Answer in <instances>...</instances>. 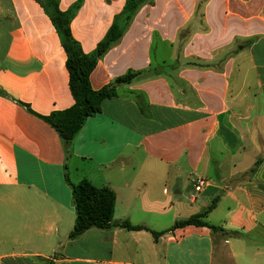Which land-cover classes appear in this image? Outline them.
Listing matches in <instances>:
<instances>
[{"label": "crops", "instance_id": "0c3cea01", "mask_svg": "<svg viewBox=\"0 0 264 264\" xmlns=\"http://www.w3.org/2000/svg\"><path fill=\"white\" fill-rule=\"evenodd\" d=\"M126 1L58 0L79 3L70 29L86 54ZM66 61L40 1L0 0V264H264V0L140 4L91 72L93 89L116 94L70 156L43 118L74 103ZM66 176L114 190V222L163 233L116 225L70 238ZM196 176L208 180L200 192ZM205 212L224 231L169 230Z\"/></svg>", "mask_w": 264, "mask_h": 264}, {"label": "trees", "instance_id": "16d2710c", "mask_svg": "<svg viewBox=\"0 0 264 264\" xmlns=\"http://www.w3.org/2000/svg\"><path fill=\"white\" fill-rule=\"evenodd\" d=\"M50 16L67 53V69L69 71L70 89L74 98V103L68 109L54 112L43 118L49 122L60 134L66 153L71 155L72 141L75 135L82 128L85 120L101 111V103L104 99L116 94L115 85H109L102 89L95 90L91 86L90 75L96 67L101 56L109 49L111 44L122 36L130 19L133 17L138 6L147 0H127L122 12H120L108 30L105 38L98 44L96 50L86 54L80 44L76 41L70 29V23L74 17L79 3L74 4L69 10L62 11L58 0H38ZM138 73L128 72L118 77L115 83L130 82ZM261 162L258 159L251 168L253 171ZM72 187L73 204L76 218L73 230L69 237L74 239L92 227L110 228L121 226L129 230H139L146 228L150 230L155 239H158L163 232L149 229L142 225H134L129 220L114 222V211L116 194L109 187H96L89 180L83 179L77 184H73L66 176ZM215 206V201L210 205L209 210ZM207 212L193 215L187 219L177 221L169 229L184 227L187 225L206 226L214 231H224L206 221ZM231 235L236 233L228 232ZM51 264V263H49Z\"/></svg>", "mask_w": 264, "mask_h": 264}, {"label": "built area", "instance_id": "2783aa9c", "mask_svg": "<svg viewBox=\"0 0 264 264\" xmlns=\"http://www.w3.org/2000/svg\"><path fill=\"white\" fill-rule=\"evenodd\" d=\"M208 180L202 176H196L194 178V189L196 192L202 191L207 186Z\"/></svg>", "mask_w": 264, "mask_h": 264}]
</instances>
